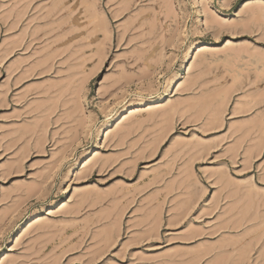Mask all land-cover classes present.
<instances>
[{
	"label": "rangeland",
	"instance_id": "374dc122",
	"mask_svg": "<svg viewBox=\"0 0 264 264\" xmlns=\"http://www.w3.org/2000/svg\"><path fill=\"white\" fill-rule=\"evenodd\" d=\"M97 3L0 0V232L14 238L0 253L98 264L118 247L128 264H246L264 242V197L241 178V157L264 149L259 41H207L168 94L148 65L159 47L168 71L183 67L187 54L163 47L180 41L155 34L144 0Z\"/></svg>",
	"mask_w": 264,
	"mask_h": 264
},
{
	"label": "snow or ice",
	"instance_id": "6c2138e0",
	"mask_svg": "<svg viewBox=\"0 0 264 264\" xmlns=\"http://www.w3.org/2000/svg\"><path fill=\"white\" fill-rule=\"evenodd\" d=\"M96 7L104 8L106 12L111 11V5L106 6L104 0H98ZM136 7L137 9H145L146 17L157 22V32L155 33L157 36H159L160 27L163 26V28L168 29V36L180 41V44H165L163 46L165 51L170 48L173 53H176L179 49V55L182 60L187 54V62L183 67L177 62L176 70L168 71L165 65L158 62L159 56L162 55L159 52V47L153 53L157 59L148 65L152 72L156 73V76L153 77V82H155L156 77H159L160 87H167L168 94H171L175 89L176 83L183 79L187 63L191 62L197 50L209 40L217 42L219 46H223L233 35L237 37L241 34L246 37L250 36L253 39V45L249 47L254 48L255 42L258 40L262 49L261 56L264 57V0H144V3ZM175 59L176 56L173 55L168 59V63L170 64L171 60ZM260 67L262 73H264V60H262ZM131 70L134 73L131 79L133 81L138 80L139 77L135 75L139 71L137 67L132 65ZM161 72H164L165 75L160 76ZM177 72L180 73L179 76H177ZM254 78L255 76L252 77V79ZM165 80L172 81V83L165 85ZM250 83L251 80H249ZM260 86L264 88V75L260 78ZM123 88L124 83H121L118 88L114 87L113 91L119 92ZM155 94L154 92L153 95ZM108 95L110 96L111 92ZM105 99H107V96ZM113 102L115 101L113 100ZM261 108L264 109V104L261 105ZM254 114L253 112L251 115ZM248 118L251 117L249 116ZM84 135L87 137V129L84 130ZM49 156L53 163H56L55 155L50 153ZM241 160L242 166L246 169L244 173H241V178L247 182V187L251 188L254 193L264 197V149L260 152L253 151L249 160H246L243 156ZM61 163L63 166L67 162ZM74 172L75 169L71 175L66 173L60 175L57 182L64 180L63 187H67L73 178ZM2 179L0 177V180ZM13 239L9 237L7 231L0 232V243L8 242L4 243L5 249L11 246ZM213 259L214 257H208L205 260V264H210ZM0 264H29V262L23 257L15 262L6 261L3 254L0 253ZM98 264H128V260L123 257L117 247L101 255ZM246 264H264V242L258 246L254 245L251 260L247 261Z\"/></svg>",
	"mask_w": 264,
	"mask_h": 264
},
{
	"label": "bare ground",
	"instance_id": "6f19581e",
	"mask_svg": "<svg viewBox=\"0 0 264 264\" xmlns=\"http://www.w3.org/2000/svg\"><path fill=\"white\" fill-rule=\"evenodd\" d=\"M122 9V8H121ZM124 9H126V8H124ZM123 10V9H122ZM120 11V10H119ZM119 13V12H118ZM116 16H118V14L116 15ZM202 46H206L205 44H203ZM205 48V47H204ZM200 51L201 50H204L203 48H200L199 49ZM45 71H46V69H45ZM44 72V71H43ZM27 74V73H26ZM157 98V99H156ZM153 101L154 102H150V103H152V104H155L154 106H156L160 101H162V98H161V95H160V97H156ZM224 98V97H223ZM150 99V98H149ZM223 100V99H222ZM146 101V100H145ZM142 103H140V105H139V103L136 105V106H134V107H130L128 110H129V114H135L136 112H138V111H140L141 110V108H142V106H146V104L147 103H145V102H143V101H141ZM212 103V102H211ZM219 103V102H218ZM206 104V103H205ZM216 104L217 103H215V106H216ZM220 104V103H219ZM148 105V104H147ZM207 105H208V103H207ZM150 106V105H149ZM205 106V105H204ZM209 107H210V105H208ZM223 106V105H222ZM214 107V106H213ZM218 107V106H217ZM220 107V106H219ZM219 107H218V110L217 109H215V110H217L216 111V113H212V112H214V111H212L210 114H211V117L210 118H212L213 120H216L218 117H219V115H218V117H217V112H219ZM215 108V107H214ZM128 110H127V112H128ZM222 111H220V113H221ZM122 113L123 112H120V113H118L117 114V119L118 118H121V117H123V115H122ZM219 113V114H220ZM204 114V113H203ZM221 115V114H220ZM203 116V115H202ZM209 116V115H208ZM233 116V115H232ZM231 116V117H232ZM199 118H201L200 116H199ZM219 119H220V117H219ZM200 120V119H199ZM218 120V119H217ZM216 120V121H217ZM210 121H212V120H210ZM216 121H212V123H214V122H216ZM218 122V121H217ZM211 124V123H210ZM262 124V123H261ZM213 126V125H212ZM260 129H261V127H259ZM258 132V131H257ZM111 133H112V131L110 130V129H107L106 130V134H105V138H108L110 135H111ZM254 148H255V146H253ZM252 147V148H253ZM257 147V146H256ZM254 148H253V150H254ZM258 148H259V146H258ZM256 149V148H255ZM250 150V149H249ZM255 151V150H254ZM92 160H93V158H88V159H85L84 161H85V163H84V166H87V165H89V164H91V162H92ZM242 189V188H241ZM248 189H251V188H248ZM247 189V191H249ZM246 190V188L244 189V191ZM238 191H240V190H238ZM252 191V190H251ZM242 193V192H241ZM247 193V192H246ZM248 194H250V193H248ZM247 194V195H248ZM246 195V194H245ZM236 196V195H235ZM240 196V195H239ZM250 196V195H249ZM241 197H239V199H240ZM244 198V197H243ZM249 200H250V198H249ZM248 201V200H247ZM251 202V201H250ZM236 206V205H235ZM243 207V206H242ZM247 207H249V206H247ZM241 209V208H240ZM48 210H50L49 211V213L48 214H50L51 212H53L52 211V209L50 208V209H48ZM244 211V210H243ZM245 212V211H244ZM39 213L35 216V217H33L29 222H27V224H26V226L25 227H32L34 224H36V223H38L39 221H40V219L41 218H39ZM248 221V220H247ZM24 227V228H25ZM23 228V229H24ZM22 229V230H23ZM246 245H247V243H246ZM238 256V255H237ZM243 256H245V255H243ZM5 258V257H4ZM197 259V258H196ZM195 259V262L197 261ZM241 262L239 263V264H243L246 260L245 259H243V258H241V260H240ZM219 264V263H218Z\"/></svg>",
	"mask_w": 264,
	"mask_h": 264
}]
</instances>
